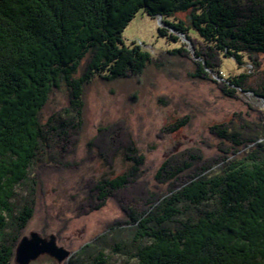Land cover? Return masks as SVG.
<instances>
[{
    "label": "trees",
    "instance_id": "1",
    "mask_svg": "<svg viewBox=\"0 0 264 264\" xmlns=\"http://www.w3.org/2000/svg\"><path fill=\"white\" fill-rule=\"evenodd\" d=\"M140 9L188 38L189 30L197 32L195 51L206 62H198L197 77L208 78L206 67L219 73L223 58L242 64L264 54V0H0V264H12L34 213L40 169L47 164L42 151L49 132L41 113L50 95L65 82L68 104L48 124L64 157L83 125L85 85L96 76L139 75L151 61L148 51L122 38ZM186 10L189 23L169 19ZM158 32L168 35L165 27ZM247 75L227 77L223 92L236 96L230 86H243ZM259 92L264 97V88ZM229 125L211 128L230 140L223 154L202 162L190 153L162 164L157 176L165 172L168 179L163 194L137 189L144 158L117 142L133 164L85 184V213L113 197L126 218L110 223L69 264H109V247L123 264H264V140L255 142L254 132L240 123Z\"/></svg>",
    "mask_w": 264,
    "mask_h": 264
},
{
    "label": "rangeland",
    "instance_id": "2",
    "mask_svg": "<svg viewBox=\"0 0 264 264\" xmlns=\"http://www.w3.org/2000/svg\"><path fill=\"white\" fill-rule=\"evenodd\" d=\"M189 13L177 11L169 19L189 23ZM161 19L140 9L124 29L123 42L128 46L132 41L139 44L151 54V61L139 75L114 80L96 76L85 85L83 125L77 143L64 157L57 154L48 124L52 125L54 114L68 104L65 82L50 95L41 113L49 132L42 151L47 164L40 169L34 213L23 236L33 231L46 238L54 236L56 244L71 254L62 262L42 255L29 264H69L76 259V252L105 232L110 223L126 218L116 198H109L101 209L88 213L84 202L89 197L87 182L115 177L132 166L125 156L128 151L124 153L117 145L120 140L134 146L136 156L144 158L137 171V189L146 187L162 194L168 187L167 174L157 175L167 159L181 160L186 158L181 155L191 153L202 157L203 162L223 154L220 149L230 140L215 135L211 129L215 125L230 128L231 122L240 123L254 132L255 142L264 140V97L259 92L264 88V54L257 53L254 62L246 58L242 64L223 58L219 73L206 67L208 78L197 77L198 62L206 65L195 51L200 40L197 32L189 30L188 38ZM159 27L167 29L166 37L159 34ZM169 34L178 40H170ZM180 47L188 52H174ZM242 72L248 74L243 86H230L236 89V96L223 92L227 77ZM24 197L21 191L20 198ZM105 254L109 264L124 263V257L112 247L106 248ZM12 264H18L14 255Z\"/></svg>",
    "mask_w": 264,
    "mask_h": 264
},
{
    "label": "water",
    "instance_id": "3",
    "mask_svg": "<svg viewBox=\"0 0 264 264\" xmlns=\"http://www.w3.org/2000/svg\"><path fill=\"white\" fill-rule=\"evenodd\" d=\"M14 260L18 264H29L42 255L50 256L58 262H62L71 254L69 250L56 244L54 236L42 237L38 232H31L19 240L14 251Z\"/></svg>",
    "mask_w": 264,
    "mask_h": 264
}]
</instances>
